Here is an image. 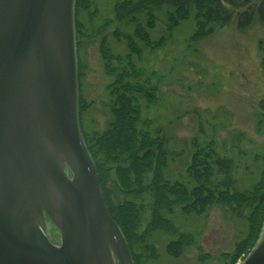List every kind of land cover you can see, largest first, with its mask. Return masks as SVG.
I'll use <instances>...</instances> for the list:
<instances>
[{
  "label": "water",
  "instance_id": "1",
  "mask_svg": "<svg viewBox=\"0 0 264 264\" xmlns=\"http://www.w3.org/2000/svg\"><path fill=\"white\" fill-rule=\"evenodd\" d=\"M78 75L76 0H0V264H134L80 128ZM241 264H264V226Z\"/></svg>",
  "mask_w": 264,
  "mask_h": 264
},
{
  "label": "rangeland",
  "instance_id": "2",
  "mask_svg": "<svg viewBox=\"0 0 264 264\" xmlns=\"http://www.w3.org/2000/svg\"><path fill=\"white\" fill-rule=\"evenodd\" d=\"M115 1H93L98 7L96 29L90 25L77 46L81 47L87 66L81 75L79 98H82V121L90 132L108 129L113 120L110 104L114 77L105 70L101 40L106 37L117 53L130 51L128 43L118 40L114 32L119 28L128 35L134 24L109 23L114 16ZM260 1L252 0L251 8H256ZM82 11L84 14L85 10ZM238 13L229 24L217 26L192 44L191 37L197 28L193 17L172 30L157 19L146 29L149 36L145 38L142 32V38L137 37L142 49L140 54L132 52L134 59L139 68L156 73L153 81L159 86L153 104L148 106L140 99L142 117L153 119L157 127L164 129L174 154L165 171L167 179H184L198 148H203L202 157L212 148L223 157L233 158L237 189L245 190L260 179L262 165L256 155L264 152V117L259 106L264 99V26L256 15L253 24L242 30L238 26ZM140 18L145 23L144 16ZM114 169L115 166L103 169L100 177L102 192L112 209L122 199L115 188ZM167 216L182 232L192 234L193 245L180 257H173L166 246L174 237L157 234L156 264L223 263V255L232 252L248 230L246 219L229 206L215 205L201 216L187 215L180 209ZM46 226L49 239L59 244V227L52 221H47ZM244 258L236 264H241Z\"/></svg>",
  "mask_w": 264,
  "mask_h": 264
},
{
  "label": "trees",
  "instance_id": "3",
  "mask_svg": "<svg viewBox=\"0 0 264 264\" xmlns=\"http://www.w3.org/2000/svg\"><path fill=\"white\" fill-rule=\"evenodd\" d=\"M93 1H76L77 46L90 25L96 29L94 20L98 7ZM251 5L252 0L115 1L114 16L109 23H133L134 29L128 35L119 28L114 32L118 40L123 39L128 43L127 50L130 51L117 53L106 37L101 40L100 51L105 70L114 77L110 104L113 120L110 127L103 131L87 130L82 121L81 97L79 117L81 131L96 164L99 179L103 169L115 166V188L122 199L112 209L111 203L104 198L127 240L134 264L157 263V234L174 237L166 246L168 254L173 257H180L186 248L193 245L192 234L182 232L167 216L177 209L187 215L201 216L207 215L215 205L229 206L231 211L246 219V236L235 243L232 252L223 255L224 261L220 264H236L251 252L261 236L264 226V152L256 155V160L262 165L260 179L245 190L237 189L233 158L223 157L212 148L204 157L201 156L203 148L195 150L184 179H167L165 171L170 157L174 155L169 148L170 138L163 128L155 125L153 119L142 117L143 104L140 102V99H144L148 106L154 103L159 89L153 81L156 73L139 68L132 54L133 51L140 54L142 48L137 37L141 39L142 32L145 38L149 36L146 29L157 19H162L172 30L193 17L197 28L190 44L200 37H206L217 26L229 24L238 11L240 29L249 28L256 15L264 26V0L256 8H251ZM82 10H85L84 14ZM82 15H85L84 19ZM141 16H144L145 23ZM81 52L79 47V87L83 69L87 67ZM142 93L144 96H140ZM259 106L264 117V99ZM260 123H263V119Z\"/></svg>",
  "mask_w": 264,
  "mask_h": 264
}]
</instances>
